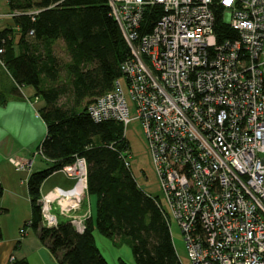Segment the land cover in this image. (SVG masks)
I'll return each mask as SVG.
<instances>
[{
  "label": "built area",
  "instance_id": "built-area-1",
  "mask_svg": "<svg viewBox=\"0 0 264 264\" xmlns=\"http://www.w3.org/2000/svg\"><path fill=\"white\" fill-rule=\"evenodd\" d=\"M107 2L130 55L88 114L123 128L140 122L161 207L183 232L189 264H264V0ZM154 4L161 13L144 31ZM218 7L236 36L217 38ZM9 159L16 169L28 165ZM59 169L73 183L39 197L42 222L55 225L60 213L82 231L85 157Z\"/></svg>",
  "mask_w": 264,
  "mask_h": 264
},
{
  "label": "trees",
  "instance_id": "trees-1",
  "mask_svg": "<svg viewBox=\"0 0 264 264\" xmlns=\"http://www.w3.org/2000/svg\"><path fill=\"white\" fill-rule=\"evenodd\" d=\"M13 25L0 29V60L18 85H31L43 100L37 111L46 132L40 141L47 166L27 177L31 216L27 222L58 264H109L95 243L93 230L126 243L134 264H182L169 230V218L157 194L142 189L124 156L129 142L123 125L95 121L87 105L113 86L129 47L107 0H6ZM218 39L236 36L214 10ZM161 6H148L142 25L148 31ZM60 41L66 58L55 52ZM60 60H63L62 62ZM63 72V75H61ZM82 155L87 193L95 197L94 214L77 230L68 219L43 224L40 184L53 170ZM120 264H128L121 258ZM9 264H27L24 259Z\"/></svg>",
  "mask_w": 264,
  "mask_h": 264
},
{
  "label": "crops",
  "instance_id": "crops-1",
  "mask_svg": "<svg viewBox=\"0 0 264 264\" xmlns=\"http://www.w3.org/2000/svg\"><path fill=\"white\" fill-rule=\"evenodd\" d=\"M12 23V13L6 0H0V29L13 25ZM34 92L31 85H18L0 62V264H9L11 254L14 260L24 259L27 264H58L48 247L27 223L31 216L27 177L30 172L47 166V160L36 151L46 129L37 111L43 105V100ZM130 124L132 128L129 127ZM130 124L123 130V135L129 142L130 167L138 185L152 193L154 181L159 189L158 177L145 146L140 122L135 119ZM11 156L28 161V165L16 169L9 159ZM72 183L71 177L66 176L62 170L55 169L44 178L39 191L42 195L55 185L67 188ZM88 206L94 214L95 197L86 193L76 212L80 213ZM57 216L58 219H68L60 213ZM22 226L24 230L20 231ZM93 236L109 264H114L112 258L118 261L122 259L118 250L121 244L126 243L116 244L96 229L93 230ZM124 261L134 264L133 258L131 263Z\"/></svg>",
  "mask_w": 264,
  "mask_h": 264
},
{
  "label": "rangeland",
  "instance_id": "rangeland-1",
  "mask_svg": "<svg viewBox=\"0 0 264 264\" xmlns=\"http://www.w3.org/2000/svg\"><path fill=\"white\" fill-rule=\"evenodd\" d=\"M55 52L56 54H58L59 57L66 58V52H65L64 46L60 41H57L55 43ZM60 61L62 62L63 60H60ZM61 75H63V72H61ZM129 127L132 128L131 124L129 125ZM155 184H156V181H154L152 184L153 186L152 193L157 194L160 200L163 201L162 193ZM88 207L90 208V206ZM169 230H170V235H171V239H172L175 251L177 255L179 256V259L181 260L183 264H189V261L187 260L186 249L184 246V235L175 218H169ZM102 249H103V246H102ZM118 253H119L118 255H121L122 259L127 260L130 263L132 262L133 257L131 254V249L128 244H124V245L121 244V247L118 250ZM112 262H114V264H119L118 259L115 260L114 258H112Z\"/></svg>",
  "mask_w": 264,
  "mask_h": 264
}]
</instances>
